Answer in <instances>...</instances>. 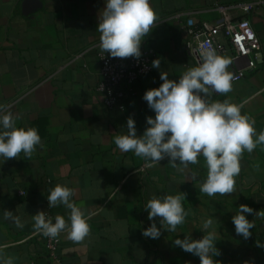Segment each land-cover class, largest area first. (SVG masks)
<instances>
[{
	"label": "crops",
	"instance_id": "0c3cea01",
	"mask_svg": "<svg viewBox=\"0 0 264 264\" xmlns=\"http://www.w3.org/2000/svg\"><path fill=\"white\" fill-rule=\"evenodd\" d=\"M245 0H150L159 21L142 41L155 49L160 68L134 85L136 95L126 109L107 107L95 87L101 68L98 16L105 0H0V104L12 105L21 118L18 127L36 128L43 147L37 146L29 160L0 158V252L14 257V264H200L198 256L174 246L176 238L201 239L202 224L212 218L217 230L213 257L222 264H264V219L245 214L255 223L252 236L244 240L235 232L232 217L241 204L264 211V145L241 158L233 194L209 197L199 184L207 175L204 158L178 172L168 159L154 167L132 152H121L116 135L126 134L129 116L137 135L155 117L144 93L158 88L161 72L178 81L194 59L184 46L181 25L162 22L175 12H194L209 20L219 19L216 5L230 7ZM226 12L240 16L238 8ZM251 32L262 40L255 55L257 69L238 81L226 96L213 94L212 101L229 99L243 105L242 114L255 120L257 133L264 130V6L251 17ZM222 37V34L220 35ZM231 58V55H225ZM250 57L238 64L245 67ZM232 60V59H231ZM234 68L233 62L228 71ZM196 173L197 179L190 176ZM57 184L74 190L72 200L90 217V236L74 243L65 233L60 260L51 258L33 229L32 215L52 211L68 220L63 205L49 208L47 195ZM186 193L182 201L189 215L175 232L161 229L158 239L146 238L151 226L144 209L153 196ZM18 215L24 227L5 220L3 211ZM160 228V218L155 219ZM209 229L208 231H211Z\"/></svg>",
	"mask_w": 264,
	"mask_h": 264
},
{
	"label": "clouds",
	"instance_id": "9594fccd",
	"mask_svg": "<svg viewBox=\"0 0 264 264\" xmlns=\"http://www.w3.org/2000/svg\"><path fill=\"white\" fill-rule=\"evenodd\" d=\"M158 21L150 0H105L98 16V47L111 58L139 59L142 41ZM200 48L198 66L188 68L178 81L169 79L167 72H161V85L144 93L143 100L154 111L155 117L146 118L147 127L143 134L137 135L135 120L129 116L126 134L116 135L114 143L121 152H132L143 158L146 167H154L167 158L168 164L181 173L189 165L199 164L202 156L207 175L199 184L200 193L209 197L224 196L235 193L243 153H251L258 145H264V130L257 133L254 118L242 114L243 105L234 104L229 99H210L213 94L226 96L232 91L234 76L228 71L232 60L217 54L208 44L202 43ZM152 67L160 68L159 58L152 61ZM12 108V105L0 104V158L2 161L18 159L23 153L30 160L37 146L43 147L41 137L36 128L18 127L17 121L21 117L14 114ZM189 179L196 180L197 174L193 173ZM74 195L73 189L60 184L51 189L47 195L49 208L63 205L70 210L68 220L56 215L53 223L52 217L39 211L32 215L34 231L52 239L66 233L74 243H82L89 237L91 228L87 221L90 217L72 200ZM186 195L166 194L148 200L144 209L148 212V220L153 222L142 235L158 239L161 229L175 232L189 215L182 204ZM238 209L232 222L236 234L247 240L256 225L245 214L264 219V211H254L246 204L239 205ZM3 217L17 228L24 227L21 218L12 211L4 210ZM157 217L160 218V228L155 222ZM213 224L212 218L205 220L202 232L206 234L201 239L194 240L190 235L184 239L176 238L174 246L198 256L200 264H222L213 259L221 255L216 247L217 230ZM256 246L264 248V243L257 240ZM0 264H14V257L0 252Z\"/></svg>",
	"mask_w": 264,
	"mask_h": 264
},
{
	"label": "built area",
	"instance_id": "2783aa9c",
	"mask_svg": "<svg viewBox=\"0 0 264 264\" xmlns=\"http://www.w3.org/2000/svg\"><path fill=\"white\" fill-rule=\"evenodd\" d=\"M263 6L264 0H245L230 7L217 4L216 8L221 11V16L214 21L188 11L170 14L164 17L162 22L181 25L185 50L194 59L195 66H198L200 60L202 50L200 45L202 43L213 47L219 55H231L234 65L231 71L234 76L233 81H238L254 72L258 67L255 55L262 49V40L250 31L251 17ZM231 7L238 8L241 12L240 16L229 15L226 9ZM141 52L142 55L139 59L111 58L107 53L101 55L99 82L95 90L101 95L107 107L125 110L127 101L136 95L135 83L154 73L155 68L152 67V61L157 59L155 49L143 45ZM242 57H250L245 67L238 64ZM46 215L52 217L53 223L55 222L57 214L48 211ZM64 234L61 233L59 237L52 239L36 232V235L41 237L48 255L56 260H60L59 250Z\"/></svg>",
	"mask_w": 264,
	"mask_h": 264
}]
</instances>
